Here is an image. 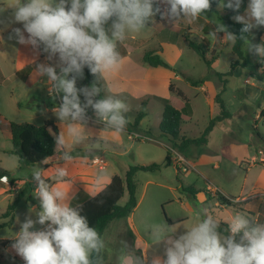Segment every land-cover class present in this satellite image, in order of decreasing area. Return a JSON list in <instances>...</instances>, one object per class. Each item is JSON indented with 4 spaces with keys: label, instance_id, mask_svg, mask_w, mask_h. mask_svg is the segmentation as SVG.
<instances>
[{
    "label": "rangeland",
    "instance_id": "obj_1",
    "mask_svg": "<svg viewBox=\"0 0 264 264\" xmlns=\"http://www.w3.org/2000/svg\"><path fill=\"white\" fill-rule=\"evenodd\" d=\"M248 2L249 0L247 5ZM14 3L15 0H0V113L3 116L11 121L28 122L36 126H41L46 121L56 123L59 126V134L64 133L65 139L72 143V149L74 146H79L78 148H97L103 151L101 158L104 159L105 164L106 161L109 162L116 173L124 174L130 165L160 164V170L139 171L134 178L139 202L137 209L134 210V220L142 227L143 234L149 243L153 240L150 231L146 228L150 229L153 224L165 223L166 217L171 220H184L177 224L180 228L174 236H178L186 231L184 228H190L198 223L205 209L220 222V226L221 223L228 224L236 213L245 214L254 223H264V204H262L264 203V117H260L261 107L264 105V71H261L264 62L257 55L247 51V43L242 47L244 58L239 59L233 52V42L221 41L224 38L222 33L218 34L217 40L210 34L207 36L208 39L201 38L202 35L206 36V29L202 28L206 24L201 19L194 20L199 25L193 23L189 27L185 25L186 19L179 20L182 22V27L179 24L177 27L171 25L170 32L167 30L177 39L173 48L180 47L182 54L178 55L176 52L170 54L168 51L159 54L178 68L179 77L174 82L192 98L195 111L192 123L182 124L181 134L185 133L186 138L201 137L210 120L216 119L214 134L209 136L205 143H191L183 152L176 147L173 148L168 138L159 135L158 125L162 118L163 106L154 95L156 93L159 95L163 90L146 86L135 88L120 85L118 87L119 83L110 76L102 79L101 90L104 92V97L117 98L118 96L126 99L124 102L129 108L124 113L128 119L126 130L117 134L112 129L106 128L104 124L100 125L87 119L84 127L89 138L82 143H75L67 135L68 122H61L55 114V110L62 102L60 96H55L54 90H51L47 76H38L36 71V65L43 63L56 67L57 73L60 74V67L64 65L58 54L49 59V54L43 51V45L33 47L30 44L18 43L14 36L9 38L13 35L14 28L23 30L22 23H16L13 20V9L10 6ZM153 7L154 9L159 7L160 13H163L168 6L163 3V0H156ZM226 13V8L218 7V12L207 11L204 14L207 18L203 15L202 17L215 28V24L220 22L226 26L224 18ZM244 13L245 11L240 14ZM157 15L158 13L151 18L146 29L126 36H143L142 43L135 46V43L125 38V41L133 46L132 58L138 64L142 54L145 55L146 52L158 47L157 37L151 34L155 28L153 24L157 20ZM179 21L175 23L171 21V23L177 25ZM110 26L111 22L106 25L107 28ZM185 27L191 32L186 34V30L182 29ZM183 33L191 40L206 46V56L212 61L217 59L214 69L209 68L205 60L185 43L182 38ZM27 35L25 32L26 38ZM249 39L254 44L264 43V26L253 29ZM168 48L170 47L167 46L166 50ZM235 61L239 65L234 68L231 75H228L231 64ZM145 67L153 68L147 64ZM182 70L185 72L183 73ZM214 71L228 75L230 88L223 94L224 107L227 111L223 113L222 109H219L220 104L216 103L217 111L214 115H210V106L205 100L204 93L188 83L184 76L197 80V83L205 77H211L218 81L217 85L221 88L223 77ZM246 79L248 81L245 82ZM250 86L261 87L263 91L261 94L251 95L248 92ZM195 94L198 97H194ZM143 113L145 119L141 121L142 118L139 119V115ZM132 133L146 135L151 140L132 139L130 137ZM168 149H172L173 160L180 159L177 163L179 170L176 165H165ZM12 150L11 140L4 134L1 135L0 167L10 170L13 174L12 178L27 179V182L11 192L0 193V224L9 223L14 217L12 224L0 228V264H24L12 247H2L1 242L5 239H13L26 218L30 217L33 220L38 218L40 202L35 196L37 185L32 179L33 171L40 168L44 179L51 177L52 180H57L56 166L47 167L39 164L21 168L17 156L10 153ZM71 153H73L72 150ZM90 165L101 167L92 162ZM208 185L215 186L219 191L208 189ZM189 187L202 192L194 199L191 192L184 191ZM20 192H22L21 195H19ZM217 192L228 195L226 197L233 202V205L216 206ZM203 195L204 201L200 199ZM17 198L18 203L14 211H9L8 206ZM127 198L128 195L123 197L119 204L124 205ZM7 212L8 215L3 217ZM129 218L130 216L124 219L125 222H129ZM117 222L124 224L123 221ZM129 226L130 223L128 228ZM41 227L39 224L35 226L36 229ZM122 236L128 245V250L138 256L136 251L138 248H143V241H140L129 229ZM113 243L110 236H106V255L108 252L114 253ZM165 246L163 242L157 244L158 252L156 253L162 260L166 258L163 250ZM120 252L121 249L116 253L115 264H119ZM148 264H152V261Z\"/></svg>",
    "mask_w": 264,
    "mask_h": 264
},
{
    "label": "clouds",
    "instance_id": "obj_2",
    "mask_svg": "<svg viewBox=\"0 0 264 264\" xmlns=\"http://www.w3.org/2000/svg\"><path fill=\"white\" fill-rule=\"evenodd\" d=\"M155 2L15 0L10 6L14 22L22 23L23 30L14 28L9 38L14 36L18 43L33 47L43 45L49 59L58 54L64 65L60 67V74L56 67L43 63L36 65V71L38 76H47L55 96L62 93V102L55 114L61 122H68L67 135L73 142L82 143L89 138L84 127L89 108L106 128L117 134L126 130L128 119L124 113L129 110L128 105L113 96L98 98L99 81L121 70L124 60L117 50V42L123 41L129 33L146 29L151 18L161 12L159 7L154 9ZM163 3L168 7L161 13L162 18L174 23L183 19L196 20L211 10V0H163ZM242 4L243 0H227L226 3L219 0L218 4L219 8L237 13L232 19L242 25L239 37L221 22L215 24L210 35L217 40L218 34L223 32L221 41H245L247 51L264 62V43L254 44L249 39L253 29L264 26V0H249L243 15L239 14ZM110 21L111 26L107 28ZM85 67L95 79L90 86L78 88L77 80L84 78ZM55 142L64 149L60 157L63 161L75 159L71 154L72 145L63 132L55 137ZM55 175L63 182L68 175L67 169L58 166ZM106 178V173H100L94 180L101 191ZM0 179L8 180L7 177ZM32 179L37 184L35 196L40 202L38 218H26L11 245L24 264H104L105 241L81 214L83 206H72L68 191L50 185L42 177L40 168L33 171ZM37 224L42 227L36 229ZM177 224L165 222L150 226L154 244L163 242L166 245V258L157 257L152 264H264V223H254L243 213L232 216L224 229L226 234L219 231L220 222L207 209L203 210L198 223L174 236L180 228ZM145 259L129 251L128 245L122 242L119 264H145Z\"/></svg>",
    "mask_w": 264,
    "mask_h": 264
},
{
    "label": "trees",
    "instance_id": "obj_3",
    "mask_svg": "<svg viewBox=\"0 0 264 264\" xmlns=\"http://www.w3.org/2000/svg\"><path fill=\"white\" fill-rule=\"evenodd\" d=\"M219 0H211V10L218 12ZM247 6V0H243V4L240 9V13H243ZM227 13L224 14L226 19V26L230 32L239 37L241 35L240 29L242 25L232 20V17L237 14L232 10L226 8ZM111 22V21H110ZM206 33L210 34L214 29L211 27H206ZM185 35V34H184ZM250 35V34H249ZM189 46L194 49L207 63L210 67L213 61L206 56V46L201 43H197L191 40L189 36L185 35ZM245 41L237 39L233 44V52L239 59L244 58L242 47ZM121 41L117 42V50L121 47ZM144 62L153 67H163L166 69L173 70L172 66L166 62L159 54L155 51L146 52L144 55ZM239 65L238 62H233L231 64V69L228 75H231L234 68ZM217 75L220 77L225 75L218 72ZM71 78V74L69 75ZM1 79V74H0ZM95 77L90 73V70L85 67L84 78L77 80V87L90 86L94 81ZM192 84L196 85L197 82L188 79ZM102 79L99 81V86L101 88ZM169 89L172 93L170 98H159V101L163 105L162 119L159 124L160 135L169 139L172 147H176L179 151L183 152L191 143H205L209 133L213 130L215 126V120L212 119L209 122L208 127L205 129L203 135L198 138H183L181 136L182 124L186 121L192 119L193 110L191 104L185 94L178 89L174 83H170ZM224 91L222 88L216 96V102L220 104L222 112L225 113L224 102L221 97V93ZM60 98L62 93L59 95ZM98 98H104L102 91L100 92ZM84 97L81 95V101L83 102ZM95 115L93 110L89 108L87 110V117ZM264 117V110L261 112ZM144 114L139 115V119L142 118ZM0 133H4L12 142L13 150L10 152L16 155L20 167H29L33 165H50L57 155L62 154L64 149L56 146L55 137L59 135V127L56 123L52 121H47L41 126H36L28 122H15L7 119L0 113ZM173 163L172 152L170 149L167 150L166 156V166H171ZM179 170V167L176 165ZM161 169V165L157 163L151 164H136L130 165L126 170L125 174L122 176L120 174H115L110 183L106 185L102 191L93 196L84 195L83 193H78L73 198L72 206L82 205L81 214L86 216L89 222V226L95 227L100 233L101 237L110 221L119 218L128 217L135 207L137 206V186L135 183V175L138 171H158ZM7 177L13 183L12 174L6 169L0 168V178ZM1 180V179H0ZM181 184V181H179ZM184 191H189L196 199L199 190H195L192 187L184 189ZM22 192L19 193L21 195ZM128 195L127 201L124 205H120L119 201ZM217 199L223 205L232 206L233 202L226 197L221 192H217ZM98 201H103L99 204ZM18 203V198L8 206L9 211H14ZM264 204V203H262ZM8 215L5 214L6 217ZM167 222L172 225L178 222H172L168 217H166ZM14 217L10 222H5L0 224V228L12 224ZM227 227V223H221L219 231L223 234L224 229ZM239 240V236L237 237ZM13 239H5L1 242L2 247H11Z\"/></svg>",
    "mask_w": 264,
    "mask_h": 264
},
{
    "label": "crops",
    "instance_id": "obj_4",
    "mask_svg": "<svg viewBox=\"0 0 264 264\" xmlns=\"http://www.w3.org/2000/svg\"><path fill=\"white\" fill-rule=\"evenodd\" d=\"M198 19L199 20L201 19V21L206 24V25H203L202 28L211 27L212 29L215 30V28L209 24V21L206 20L205 18H203L202 16L199 17ZM193 23L198 24V22H194V20L186 19V24L185 25L187 27H189ZM178 24L181 25V27L183 26L181 21H179L177 23V25H174L173 23H171V21L169 19L162 18L161 13H158L157 20L153 24V26L155 28H154V30L151 33L153 37H157V43L156 44H157L158 47L156 49H154V48L151 49V51H155L157 54H159L160 52L162 54H164L165 51H168L170 54H174L176 52V54L181 55L182 54V49L180 47L177 48V49L173 48V47H175V43L174 42H177V39H175L173 34H170L167 31V30H169V32H170L171 25L174 26V27H177V26H179ZM187 27L182 28L183 30H186L185 31L186 34L191 32L190 29H188ZM185 33H183L182 38L184 39L185 43H187V45L189 46L187 40L185 39V35H184ZM221 33H222V36L224 37V33L223 32H221ZM205 35L206 36L202 35L201 38L202 39H205V37L207 38L208 34L206 33ZM161 36H163V38H160ZM126 38L130 39L131 40L130 42L135 43V46H137L138 44L142 43V41H143V36L142 37H137V36L134 37L133 36V37H126ZM121 43H122V45L118 49V51L120 52V54H121V56L123 57V60H124L122 68H121V70L118 73L109 75L113 80H115L117 83H119L118 87H120V85H121V87H124V86L133 87L134 86L135 88H137L139 86H141V87L146 86V87H149V88H152V89H155V90L161 88L163 90L162 93H160L159 95H157V93H156V95L153 94L154 97L159 101V98H161V97L162 98H170L172 96V93H171V91L169 89L170 83L172 82V83L175 84V86L178 89H180L185 94V96L189 100V102L191 104V107H192V110H193L192 119L189 120V121L184 122V125H187L188 122L192 123V121L194 119V115H195L194 104H193L192 98L189 97L174 82V80L178 79V77H179V72H177L178 68L174 67V63L169 61L168 59L166 61L159 54L166 62H168L172 66L173 70L166 69V68H163V67H153V66H151V65H149V64L144 62V55L142 54L141 58H139V64H138L132 58V50H134L133 46L129 45V43L126 42L125 39L123 41H121ZM179 43L182 44V42H179ZM173 44H174V46H173ZM233 44H234V42H233ZM170 45H172V47ZM167 46L170 47V48H168V50H166ZM216 61H217V59L215 61H213V63L211 64L210 67L209 66L208 67L214 69ZM144 63L149 65L150 67H153V68H146ZM263 68H264V66H263ZM182 71H183V73L185 72L184 70H182ZM214 72L218 73V71H214ZM220 73H222V72H220ZM227 76H225V75L221 76V77H223V79L221 81V83H222V87L221 88H219L218 85H217L218 81L215 80L214 78H211V77H209V78L205 77L204 79L199 80L196 85L192 84L190 81L188 82L193 87L199 88L204 93L205 100L207 101V103L210 106V111H209L210 115L211 114L214 115L216 113V111H217V109H216V103H217L216 102V96L219 93V91L222 88L224 89V91H222V93H221L222 100H224L223 99V94H224V92H226V90L228 88H230L229 87L230 81H229V79H227ZM184 79L188 80L190 78L187 75H185ZM190 80H192V79H190ZM192 81L196 82L197 80H192ZM246 81H247V79L245 80V82ZM262 91L263 90H262L261 87L250 86V89H249L248 92L251 95H256V94H261ZM102 94H103V97H104V92L103 91H102ZM194 97H198V96L195 94ZM117 98L119 99L120 97L117 96ZM120 99H122L123 101L126 100L125 98H120ZM219 109H221V108H219ZM224 109L227 111L226 107ZM263 110H264V105H263V107H261V112ZM144 116H145V114H144ZM144 116L142 117L141 121H143L145 119ZM227 116H229V115H227ZM94 117H95V115H94ZM260 117L262 118L263 116L260 115ZM159 124H160V122H159ZM215 129H216V125L214 126L213 130L209 133L208 137L211 136L212 134H214V130ZM147 131H145V132L147 133ZM149 131H151V130H149ZM182 133H183V131H182ZM3 134L4 133H0V142H1V135H3ZM181 136L183 138H186L187 135H185V133H183V134H181ZM208 137H207V139H208ZM192 139H194V138H192ZM78 147L79 146H74L73 149H72L73 153H71V154L72 155L74 154L73 156L75 157V159L73 161L65 162V161H63L60 158L62 154H59V155L56 156V158L53 160V162L50 165L47 166V167H54V166H56V167H58V166L59 167H65L67 169L68 175H67V177L64 178L63 182H60L58 180L54 181V180L51 179V177H46V179H45L50 185H52V186H60V187H63L66 191H68V195L71 198L70 199V203L71 204H73V198L79 192L83 193L84 195L94 196L98 192L101 191L100 188H97L94 185V180H95V178H96V176L98 174L106 173V175H107V178H106V181H105V185L102 186L103 188L110 183L112 177L115 174H120V173H116L113 170V168L110 167V163L107 162V161H106V164L104 166H101V167H98L96 165H90V160L92 158H94L96 156L103 157L102 156L103 151H100L97 148L86 149L84 147H80V148H78ZM178 162H180V159H177V160L174 159L172 165H177ZM0 168L6 169L4 167H0ZM6 170H8V169H6ZM126 170H125V172H126ZM8 171L10 172V170H8ZM125 172H124V174H125ZM124 174H120V175L123 176ZM12 177H13V174H12ZM12 179H13V183L10 180H8L7 182L0 181V193L11 192V191H13V189H17L23 183L25 184L27 182V179H18V178H12ZM148 182H151V181H148ZM34 184L37 185L36 182H34ZM208 189L213 190V191L217 190V188L215 186H213V185H208ZM217 191H219V190H217ZM200 192H202V191L199 190V193H198L199 195H200ZM225 196H228V195H225ZM200 199L202 201H204L205 196L204 195H203V197L200 196ZM220 203H219V201H217L215 203V205L223 207L224 205L220 204ZM137 205H139L138 201H137ZM136 207H138V206H136ZM136 207H135V209H137ZM134 210L129 215L130 216V218H129L130 221L129 222H127V221L125 222V220H124L127 217L126 218H119L118 220L114 219V220L110 221L109 224L106 226V228H105V230H104V232L102 234V238L105 241L106 236H110L111 241L114 242L113 243L114 253L110 254L108 252V255H106L105 249L103 250L104 264H115L114 260L117 259L116 258V253L121 249L122 242H126V241H124V238H123L122 234L123 233L125 234L128 229L131 231V233L135 234L136 237L140 239V241H143V248H138V250L136 252H137L138 256H140L142 258H146L145 259V264H148L149 262L153 261V259L158 257V253H156V252H158L157 244H154L153 241L151 243H149L148 240H146V236H144V234H143L142 227H140L134 220ZM117 221H123L122 223H124V224H120L121 222H117ZM171 221L172 222H178V221H182L183 222L184 220H180V219L176 220L175 219V220H171ZM166 222H167V220H166ZM128 223H130L129 228H128ZM123 225H124V229H122ZM130 228H132V229H130ZM146 230L150 231V229H147V228H146ZM165 247L163 248L164 251H165Z\"/></svg>",
    "mask_w": 264,
    "mask_h": 264
},
{
    "label": "built area",
    "instance_id": "obj_5",
    "mask_svg": "<svg viewBox=\"0 0 264 264\" xmlns=\"http://www.w3.org/2000/svg\"><path fill=\"white\" fill-rule=\"evenodd\" d=\"M247 81H248V80H247ZM89 119H91L92 121H95V122L99 123L100 125L103 124V123L98 122L97 119H96V117H94V115H93V116H90V117L88 118V120H89ZM130 137H131L132 139H135V140H142V141H148V140H151L150 137H148V136H146V135H143V134H139V133H132V134L130 135ZM170 150L172 151V149H170ZM90 162H92V163H94V164H97V165H99V166H102V165L105 164L104 159L101 158V157H99V156H96V157L92 158V159L90 160ZM1 180H2V179H1Z\"/></svg>",
    "mask_w": 264,
    "mask_h": 264
}]
</instances>
